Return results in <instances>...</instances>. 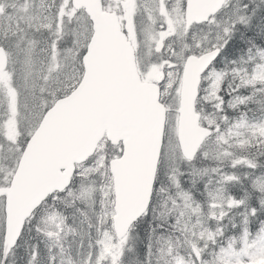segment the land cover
Here are the masks:
<instances>
[{
	"label": "snow or ice",
	"instance_id": "obj_1",
	"mask_svg": "<svg viewBox=\"0 0 264 264\" xmlns=\"http://www.w3.org/2000/svg\"><path fill=\"white\" fill-rule=\"evenodd\" d=\"M0 264H264V0H0Z\"/></svg>",
	"mask_w": 264,
	"mask_h": 264
}]
</instances>
